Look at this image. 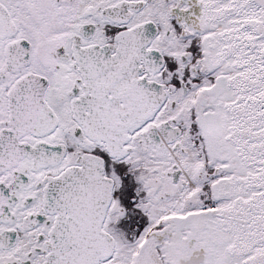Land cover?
I'll use <instances>...</instances> for the list:
<instances>
[{
    "label": "snow or ice",
    "instance_id": "snow-or-ice-1",
    "mask_svg": "<svg viewBox=\"0 0 264 264\" xmlns=\"http://www.w3.org/2000/svg\"><path fill=\"white\" fill-rule=\"evenodd\" d=\"M0 264H264V0H0Z\"/></svg>",
    "mask_w": 264,
    "mask_h": 264
}]
</instances>
